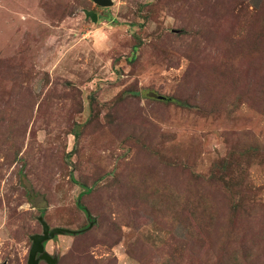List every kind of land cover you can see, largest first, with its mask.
<instances>
[{
    "label": "rangeland",
    "instance_id": "obj_1",
    "mask_svg": "<svg viewBox=\"0 0 264 264\" xmlns=\"http://www.w3.org/2000/svg\"><path fill=\"white\" fill-rule=\"evenodd\" d=\"M113 1L0 0V264H264V0Z\"/></svg>",
    "mask_w": 264,
    "mask_h": 264
},
{
    "label": "water",
    "instance_id": "obj_2",
    "mask_svg": "<svg viewBox=\"0 0 264 264\" xmlns=\"http://www.w3.org/2000/svg\"><path fill=\"white\" fill-rule=\"evenodd\" d=\"M97 6L108 8L113 6V0H92ZM87 18H91L93 22L98 21V14L92 11H84ZM39 222L42 225V233L32 236V247L29 252L28 264H40L41 261H45L48 264H57V258L50 255L45 249V242L53 240L57 235H63L65 233H78L76 231H71L67 228H50L43 217L39 218ZM92 226V225H91Z\"/></svg>",
    "mask_w": 264,
    "mask_h": 264
},
{
    "label": "trees",
    "instance_id": "obj_3",
    "mask_svg": "<svg viewBox=\"0 0 264 264\" xmlns=\"http://www.w3.org/2000/svg\"><path fill=\"white\" fill-rule=\"evenodd\" d=\"M80 199H81V198H80ZM80 199L78 200V206H79V208H80L81 210H83V211L85 212V214L88 216V219H90L91 223H90L88 229H91V228L94 226L95 221H92V217L90 216L89 211L87 210L86 207H84V206L81 204V200H80ZM43 219H44V218H43ZM91 225H92V226H91ZM78 233H79V231H78Z\"/></svg>",
    "mask_w": 264,
    "mask_h": 264
},
{
    "label": "flooded vegetation",
    "instance_id": "obj_4",
    "mask_svg": "<svg viewBox=\"0 0 264 264\" xmlns=\"http://www.w3.org/2000/svg\"><path fill=\"white\" fill-rule=\"evenodd\" d=\"M65 234H68V233H65ZM65 234H63V235H65ZM57 236H61V235H57ZM57 236H56V237H57ZM56 237H55V238H56ZM50 241H52V240H50ZM50 241L45 242V249H46V245H47V243L50 242ZM46 251L48 252L47 249H46ZM48 253H49V252H48ZM49 254H50V253H49ZM50 255H51V254H50ZM41 263H46V264H48V263L45 262V261H41L40 264H41ZM57 264H58V260H57Z\"/></svg>",
    "mask_w": 264,
    "mask_h": 264
}]
</instances>
